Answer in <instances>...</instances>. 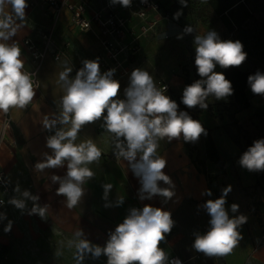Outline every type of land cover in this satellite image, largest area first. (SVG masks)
Returning <instances> with one entry per match:
<instances>
[{
	"label": "crops",
	"instance_id": "0c3cea01",
	"mask_svg": "<svg viewBox=\"0 0 264 264\" xmlns=\"http://www.w3.org/2000/svg\"><path fill=\"white\" fill-rule=\"evenodd\" d=\"M155 1L161 8L157 25L138 39L135 52L124 56L130 73L134 68L148 71L158 88L167 86L165 94L174 100L171 93L173 86H186L183 82L184 75H188L189 80L198 77L194 72L196 67L193 34L183 35L182 39L177 38L187 25L196 29L194 34L203 35L208 30H215L222 40L241 41L247 58L238 67L243 71L264 72V0H187V7H183L179 0ZM27 3L25 20L12 37L21 46L24 70H31L32 63L23 40L29 37L39 42L40 31L52 28L55 52H62L63 55L59 61H55L54 54L50 51L42 60L37 75L38 87L32 103L25 109H10L11 123L4 133L1 126L3 112H0V168L13 189L10 195L0 192V199L5 201L0 207V213L5 214V218L0 219V264H76L75 248H67L66 242L74 238V233L79 228L83 230V238L104 246L108 233L114 231L116 224L123 222L129 209L142 208L146 204L171 212L175 223L160 247L168 255L180 258L183 264H264V214L260 207L250 203L251 199L243 192V188L256 184L255 178L251 171L240 166V151L225 130L221 126L217 127L216 119L205 111L199 114L203 118L200 123L210 129L224 164V173L217 177L220 196L225 189L222 178L228 177L229 186L233 183L230 177L232 166L233 174L240 180V187H231L226 196L225 207L229 210L230 217L244 215L247 218L238 229L242 239L230 253L209 257L192 247L195 238L190 237V234H203L209 228L210 217L203 207L198 206L209 199L214 200V194L208 185L207 173L200 172L198 165L193 163L182 137L171 142L166 138L159 141L157 154L167 160L164 172L170 176L176 193L165 204L159 196L144 201L138 198L141 187L139 179L133 174L126 160L112 159L114 138L101 126L102 121L85 125L78 135L77 143L92 139L101 149L102 156L98 162L88 165L95 175L83 185L85 194L78 205L72 209L66 206V198L56 194L59 183L54 184L51 181L53 174L63 177L66 168L45 169L42 172L35 168L36 163L44 159V153H51L46 147V138L53 133L44 129L43 121L46 116L52 118L59 114V102L63 94L59 73L64 70L65 65L73 68L70 75L74 77L75 72L83 67L82 62L94 60L101 48L94 30L80 31L72 26L67 10L60 13L53 25L43 4L38 0H27ZM91 5L99 8L102 2L92 0ZM113 8L119 15H127L121 5H113ZM178 11L182 14L174 19V14ZM85 17L89 18L90 12H86ZM17 23L21 24L19 21ZM134 23L139 25L137 20ZM130 40L127 37L125 43L128 44ZM129 76L130 74L117 79L121 84L120 98L124 96L123 89L128 86ZM245 93L250 107L236 114V119L245 112L248 114L259 111L264 115V96L253 94L250 87ZM243 128L251 137V131ZM206 161L207 164H212ZM105 184L112 185L108 194V200L113 202L112 207H105L102 187ZM17 186L20 188L19 192L15 190ZM160 186L168 187L163 182ZM206 189L211 191V196L202 195ZM25 190L32 195H38L39 200L33 202L24 198L22 193ZM13 198L25 200L26 207L17 209L8 203ZM119 199H123V204L115 206V201ZM34 203L47 208L44 218L38 214H30ZM234 203L239 208L236 213H231V205ZM261 204L264 206V203ZM9 221L12 226L6 232L4 229ZM106 261L104 255L98 259L88 255L83 264H106Z\"/></svg>",
	"mask_w": 264,
	"mask_h": 264
},
{
	"label": "clouds",
	"instance_id": "9594fccd",
	"mask_svg": "<svg viewBox=\"0 0 264 264\" xmlns=\"http://www.w3.org/2000/svg\"><path fill=\"white\" fill-rule=\"evenodd\" d=\"M141 2L146 3L147 0ZM179 2L187 7V0ZM110 3L128 8L132 0H110ZM27 7V0H0V112L5 114L13 108L25 109L36 95L33 74L24 70L21 46L12 40L25 20ZM181 14L180 11L175 13L174 19ZM194 33L196 29L187 25L177 37L182 39L183 35L193 34L194 63L200 77L184 87L181 103L189 109L197 106L207 109L206 101L210 96L221 100L234 91L224 73L215 70L217 66L222 69L238 67L245 62L247 53L241 41L222 40L215 30H208L203 35ZM82 63L83 67L75 72L74 77L70 75L73 68L67 65L59 73L63 88L60 111L52 118L46 116L43 121L44 129L53 133L46 138V147L51 153H44V159L35 165L36 170L66 168L63 177L53 174L51 181L59 183L56 194L66 198V206L69 209L76 207L85 194L83 185L95 175L88 165L98 162L102 156L101 149L92 139L77 143L78 135L85 125L102 121L101 126L114 138V155L126 160L139 179L138 198L144 201L159 196L163 203H168L176 194L175 185L164 172L167 160L157 154L159 141L166 138L171 142L182 137L185 142H196L205 134L204 127L187 111L179 110L177 102L165 94L166 86L158 88L148 71L134 68L128 86L123 89L124 96L120 98L121 84L113 78L115 68L101 72L99 58ZM248 85L253 94L264 96V72L249 75ZM239 164L248 171H264V138L253 141L241 155ZM161 182L168 187H161ZM102 187L105 207H112L113 202L108 200L112 185ZM15 190L19 192V186ZM230 190L231 186H228L219 198L209 199L198 206L203 207L210 219L205 233H194L192 247L197 252L209 257L225 255L242 239L238 229L247 218L244 215L230 217L225 207ZM202 195L211 196L212 193L206 189ZM22 196L33 202L40 198L28 190L23 191ZM3 203L0 200V204ZM8 203L17 209L26 207L23 199L13 198ZM122 204L123 199L115 201V206ZM238 208L239 205L232 204L231 213H236ZM46 210V207L34 203L30 214L44 218ZM4 218L5 214L0 213V219ZM174 223L170 211L146 204L142 208H130L123 222L108 233L104 246L83 238L80 228L73 239L67 240L66 246L75 248L76 264H83L88 255L93 259L104 255L106 264H169L168 254L160 244ZM11 226L9 221L4 230L10 231ZM175 264H180V261L176 260Z\"/></svg>",
	"mask_w": 264,
	"mask_h": 264
},
{
	"label": "built area",
	"instance_id": "2783aa9c",
	"mask_svg": "<svg viewBox=\"0 0 264 264\" xmlns=\"http://www.w3.org/2000/svg\"><path fill=\"white\" fill-rule=\"evenodd\" d=\"M46 8L47 14L54 23L60 13L65 9L70 13V21L74 28L80 31H93L100 46V52L94 60L99 58V64L102 72L109 69H116L114 79H121L130 74V69L126 66V58L136 51V44L140 37L146 35L157 25V17L160 15V5L155 0H147L142 3L141 0H132L131 7L124 8L126 16L119 15L110 3V0H100L102 6L94 8L91 5L92 0H38ZM90 12V17H85V13ZM137 20L139 25L134 21ZM53 27V26H52ZM131 40L128 44L125 39ZM39 42L32 38H25L23 45L29 54L32 63V69L27 71L32 73V79L38 87V70L42 60L51 51L54 54V60L59 61L63 53L56 51L53 45V30L40 31L38 33ZM166 85H162L160 88ZM167 89V86H166ZM11 118L8 113H2L1 126L2 133L10 127ZM112 159L120 161L123 158H117L114 154ZM12 185L5 177L0 168V192L3 195L12 194ZM3 200V199H0ZM4 201V200H3ZM5 204H0V207ZM202 204V203H200ZM118 224H116L117 226ZM264 241V235L262 236ZM169 264H175L176 260L183 264L182 260L176 256L168 255Z\"/></svg>",
	"mask_w": 264,
	"mask_h": 264
},
{
	"label": "rangeland",
	"instance_id": "374dc122",
	"mask_svg": "<svg viewBox=\"0 0 264 264\" xmlns=\"http://www.w3.org/2000/svg\"><path fill=\"white\" fill-rule=\"evenodd\" d=\"M197 79H200V77L199 76L195 77L194 80H190V81L191 83H193ZM184 87L185 86L179 84L173 86V92L171 93L174 100L178 98L181 101ZM230 99H231L230 96L221 100H217L215 99V97L210 96L208 100L209 103L207 109L203 110L199 108V106L189 109L185 105H184V109L187 112L192 111L193 113L192 114L189 113V115L194 120H197L199 122L201 121V119H203L202 116L199 115L202 114L203 111H205L210 117L216 119V121L218 122L217 127L221 126V128H223L227 133L237 137L238 145H235L233 142L232 143L238 148V150L242 155L253 144V141L264 138V134H263L264 115H262L259 111H254V112H249L248 114H246L245 112V114H241L239 116L238 122H240V125L242 127L248 128L249 131H251L250 145H247L242 135L240 133H237L235 128L232 125H230L228 119V112L224 110L219 104L220 101H225L229 103ZM185 145L188 150L189 157L192 159L193 163H196L198 165V170L200 172L207 173L208 175L214 174L217 177L222 176L218 168H216L212 164H207L206 160L208 159H206L204 154L202 135L199 137V139L196 142H185ZM232 169L233 168L231 166L230 177L231 180L233 181V183H231V187L234 188L237 187V185L240 187L239 184L240 180L237 178L236 174H233ZM251 172L255 178L256 184L246 189L243 188L244 195L251 199L250 203L252 205H256V203H264V171H251ZM222 179L224 182V187L227 188L229 186L230 180H228V177H223ZM190 237L195 238L194 233H191Z\"/></svg>",
	"mask_w": 264,
	"mask_h": 264
},
{
	"label": "trees",
	"instance_id": "16d2710c",
	"mask_svg": "<svg viewBox=\"0 0 264 264\" xmlns=\"http://www.w3.org/2000/svg\"><path fill=\"white\" fill-rule=\"evenodd\" d=\"M217 72H223L225 77L231 81L233 86V94L230 96L229 103L225 101H220V106L228 112V119L230 125H232L237 133H240L244 138V141L247 145H250V136L248 132L239 124L236 119V114L247 110L250 107L249 99L245 93L246 89L249 88L248 85V76L255 74L253 71H243L239 67H230L227 69H222L219 66L215 69ZM195 74H197V70L195 69ZM183 82L185 85L191 84L188 75H184ZM175 101L179 105V110L185 111L184 105L181 101L176 98ZM205 134H202L203 138V149L206 159H208L214 166H216L220 174L224 173V164L222 159L220 158L218 151L215 147L213 139L211 137L210 129L204 127ZM226 132V131H225ZM230 140L238 145V139L235 136L227 133ZM207 182L208 185L214 194V200L220 197V185L216 175L207 174ZM257 207H260L261 211L264 214V206L261 203L256 204Z\"/></svg>",
	"mask_w": 264,
	"mask_h": 264
}]
</instances>
